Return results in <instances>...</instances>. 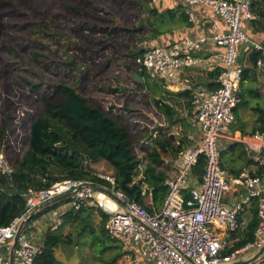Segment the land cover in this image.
Instances as JSON below:
<instances>
[{
	"label": "trees",
	"instance_id": "1",
	"mask_svg": "<svg viewBox=\"0 0 264 264\" xmlns=\"http://www.w3.org/2000/svg\"><path fill=\"white\" fill-rule=\"evenodd\" d=\"M262 1L251 0L255 19L250 25L255 30L256 24L264 23ZM148 3L149 0H0V84L3 87L0 90V152L4 150L8 120L17 108L12 102L16 92L27 98L35 94L42 109L31 123L27 152L22 159H16L10 173L0 172L1 226H7L23 212V193L27 189L45 188L64 178L99 181L97 166H102L103 173L113 175L120 187L126 179V185L134 190L133 194L128 193L130 198L151 212L163 202L168 193L165 180L171 175L167 167L188 145L187 136L178 138L159 128L150 143H146L153 132L141 123L144 118L136 116L135 111L147 110L153 104L166 119L173 120L178 117L177 102L171 103L163 96L182 99L189 107L191 92L165 89L160 97L145 93L146 73L139 70L135 59L143 51L140 43L149 37L143 15L155 9H145ZM126 14L132 17L130 26ZM7 30L11 38L2 37ZM156 33L160 30L152 27L150 36ZM259 56V51L250 50L249 66L242 68L238 106L251 104L257 113L249 132L243 129V124L233 125L243 135L264 132V102L255 67ZM125 64L142 76L143 81L138 82L124 72ZM119 69L125 79H116L113 85L105 76L106 71ZM218 73L216 70L210 76L217 78ZM120 80H129L135 87L129 89ZM155 85L163 87L158 82ZM105 88L111 94L129 89L134 95H143L140 99L127 97L121 105L106 107L90 96ZM243 163L249 165L253 160L247 158L240 142L229 144L219 154L220 166L231 175H237ZM204 167L201 155L191 168V177L200 178ZM58 169L63 172L56 174ZM256 172L261 174L260 169ZM143 185L152 190V205L148 195H140ZM190 190L191 186L181 189L185 199L189 198ZM66 201L63 198L40 206L28 222ZM257 210L256 199L244 206L239 220L245 215L248 220H244L242 229L230 233L238 236L230 250L253 239ZM106 219L107 214L97 207L66 211L61 224L57 228L48 227L44 233L42 251L32 264H58L56 249L73 242L80 249L82 245L94 249L91 262L83 256L77 264H117L125 254L124 246L107 235ZM67 225L76 231V241L62 233Z\"/></svg>",
	"mask_w": 264,
	"mask_h": 264
},
{
	"label": "built area",
	"instance_id": "2",
	"mask_svg": "<svg viewBox=\"0 0 264 264\" xmlns=\"http://www.w3.org/2000/svg\"><path fill=\"white\" fill-rule=\"evenodd\" d=\"M181 4L189 21L194 22L192 7H210L217 20L212 21L211 32L199 37H183L176 41L142 46V53L135 59L139 70L149 77L171 84L185 69L209 64V59L198 55L206 45L222 47L215 54L222 67L216 78L217 86L191 88L190 114L200 129V141L194 147L180 152L176 165L180 169L166 178L168 193L160 210H148L131 199L120 187L115 177L96 172L99 181L64 178L41 189L29 188L23 212L7 226L0 225V264H32L42 251V240L33 239L25 230L31 214L62 195L67 201L51 209L50 227L57 228L62 222V212L57 209L66 205V211L82 207H97L107 214L104 228L109 237L134 247L129 254V264H230L245 260L264 246V184L260 174L245 166L237 175H231L219 164L220 136L235 121V109L241 101L239 90L242 66L238 64L241 47L246 54L254 49L260 52L255 62L258 77H264V44L248 33V24L255 19L251 0H172ZM158 0H149L155 5ZM220 20L224 29L220 28ZM256 141H264V132L250 135ZM247 149V146H246ZM205 167L198 187H191L185 199L181 189L191 186V168L200 156ZM253 163L263 164L259 152L251 156ZM0 172L8 174L11 167L0 152ZM237 190V199L225 202V193ZM140 195L149 197L152 190L143 185ZM257 200V226L254 237L245 244L230 250L233 243L227 235L242 229L245 221L239 220L244 205ZM23 227L19 230L21 223ZM124 249H128L124 246ZM130 251V250H128ZM131 253V252H130ZM254 260L249 264H254Z\"/></svg>",
	"mask_w": 264,
	"mask_h": 264
},
{
	"label": "crops",
	"instance_id": "3",
	"mask_svg": "<svg viewBox=\"0 0 264 264\" xmlns=\"http://www.w3.org/2000/svg\"><path fill=\"white\" fill-rule=\"evenodd\" d=\"M147 9L153 8L155 11L153 13H147L144 16V20L146 21L145 25L148 26V34L149 37L145 39L142 43H144L145 46L149 44H157V45H163L167 44L173 41H176L183 37H199L200 35L204 33L211 32L210 25L212 21L217 20V16L214 14L213 10L208 6L203 5H195L192 7L195 21L191 22L188 19L187 14L183 10V6L181 4H175L172 0H158V2L155 5L148 6ZM163 13H167L169 20L173 23V26L170 28L163 29L160 26H158L157 22H154V19H157L156 16H163ZM152 17H155L152 19ZM147 18V19H146ZM220 24V28L224 29L223 23L218 20ZM157 28L160 30V33H156L155 35H151V28ZM256 30L253 28V26L248 24V33L249 35L261 43L264 44V23L262 25L256 24L254 26ZM255 31H254V30ZM143 45V46H144ZM245 48V47H244ZM222 47H213L211 45H206V49L203 51H199L197 54L203 57H206L209 59V64H205L204 66H196L192 68H187L183 70L177 78L171 83L168 84L165 81L159 83L158 80L156 81L159 84H162L163 88L172 92H178L183 90H190L191 88L196 86H205L208 88H215L217 86L216 78H213L210 76V73H214L216 70H220L222 67L221 62L218 60V57L215 56L217 52L222 51ZM246 53V52H245ZM259 84H263L264 87V77H258ZM174 100L178 103H176V109L178 112L181 111V106L184 108V114L182 118H180L179 122L181 121L184 128L182 129V137L187 136V143L188 145L184 148H191L198 144L200 141V135L201 131L200 129L193 123L191 114H190V105L189 107H184L185 101L182 99H175ZM237 109V108H236ZM248 109V108H247ZM245 108L239 113L235 111V122L231 123L225 132L221 133L220 136V152L223 151L229 144H232L233 142H240L243 145V149L246 151L247 158H251V156L255 155L259 152L260 156L264 159V141H256L253 138H251V134H245L243 135L241 133V130H235L233 125H242L243 129L245 131H250L253 126L254 117L253 115H248L247 112L243 114V111ZM181 114V113H180ZM247 146V149H246ZM237 151H235L233 154H236ZM176 162V161H175ZM176 164V163H175ZM249 167L251 170H259L261 171V177L263 179L264 184V161L263 164L257 165L255 163H250L247 165L246 163L241 164V167ZM176 169V168H175ZM177 170V169H176ZM171 175H174L176 172L171 171ZM193 177V176H192ZM194 178V177H193ZM201 181L200 178H195L192 182L190 180L191 187H198L199 183ZM240 192L237 190H232L225 193V197L228 199V202L232 203L235 201L238 197ZM245 206V205H244ZM246 206H249V203L246 204ZM58 212L65 213L66 212V205L60 206L57 209ZM52 214L50 212H45L38 216L37 218L31 220L26 224L28 234L34 239L42 240L44 233L50 227V223L52 221ZM245 220H248V216L245 215ZM227 239H229L233 244L238 240V236L234 235L231 236V234L227 235ZM125 245L128 249H124L125 251V259L127 258L129 261V254H132L134 251V247L130 241H126ZM123 243V246H125ZM130 250V251H128ZM131 252V253H130ZM56 253V252H55ZM254 264H264V256L261 257L258 261H256Z\"/></svg>",
	"mask_w": 264,
	"mask_h": 264
},
{
	"label": "rangeland",
	"instance_id": "4",
	"mask_svg": "<svg viewBox=\"0 0 264 264\" xmlns=\"http://www.w3.org/2000/svg\"><path fill=\"white\" fill-rule=\"evenodd\" d=\"M260 1V0H259ZM47 2L45 3V5ZM261 5L264 6V0L261 2ZM145 5V9H147ZM150 6V5H148ZM148 11L144 13L147 14ZM163 16H156L157 19H154L155 17H152L154 19V22L158 23V26H160L163 29L170 28L173 26V23L169 20L167 13H163ZM126 21L128 22L130 26V22L132 21V17L129 14L125 15ZM147 19V18H146ZM138 21L136 22V24ZM3 38H11V32L5 31L3 32ZM141 47L144 45V43H140ZM245 48L242 46L238 55V64L242 67L249 66L248 61V53H245ZM132 71H134L132 69ZM124 72L128 73L126 69H124ZM129 75H132V72L128 73ZM105 76L108 77V80L115 85L117 82L116 79H125L123 73L121 70H112L106 71ZM129 79V78H128ZM145 82H146V89L145 93L148 95H151L152 97H160L161 94L165 91L163 87H157L155 85L156 79L151 78L145 74ZM122 84H126L129 89L134 88L135 84L129 80H120ZM259 83V82H258ZM129 89L120 90L117 94H111L108 93L106 88L102 90L99 93L91 94L90 96L95 97V99H98L102 102V104L106 107H115L117 105H121L123 103L124 98L127 97H133L134 99H140L142 97V93H136V95L133 94V91H130ZM258 89L260 93H262V101L264 102V87L263 84H260L258 86ZM0 90L3 91V87L0 84ZM16 92V91H15ZM89 95V94H88ZM166 99H168L171 103H174L175 100L172 96H168L165 94ZM35 100V101H34ZM37 97L35 94H31V97L27 98L25 95L20 94L19 92H16V95L12 97L13 104L16 105L15 112L11 116V118L8 120L7 124V137L3 145V154L7 157V161L12 167L16 163V159H22L25 153L28 150V144H29V136H30V126L33 120L41 113L42 109L38 102L36 101ZM31 102V103H30ZM253 103V102H252ZM184 107H187L186 102L184 103ZM243 114L245 112L248 113V115H253L255 117L257 113H254V110L252 109V105H240L237 106V113L241 112L243 109ZM248 108V109H247ZM184 108L181 106V111L178 112V117L174 118L173 120L166 119L162 113L155 108L153 104L149 105L148 109H140L139 111H135V115L139 116L140 118H144V120H141V123L143 125H148L151 128V131L153 132V136L150 139L146 140V143H150V141L153 139L154 135L157 133V130L159 128H163L164 132L167 134H173L176 137L180 138L182 137V129L184 126H181L182 122L180 118L184 117ZM181 113V114H180ZM181 124V125H180ZM182 127V129H181ZM224 159L227 161L228 156L227 154L224 155ZM85 160V158H84ZM176 158L169 164L170 166L167 167L170 170V172L173 170V172H177L180 169L175 164ZM85 162V161H84ZM97 166V165H96ZM95 167V166H94ZM177 170H176V169ZM97 172L103 173L102 166H97ZM59 169L55 171L56 174H61ZM172 173V172H171ZM196 177H191L190 180L193 182ZM190 185V184H189ZM225 202H228V199L225 197L223 199ZM163 202L159 203L156 210H160L162 207ZM245 220V219H244ZM246 221V220H245ZM28 226H25V230H27ZM63 234L69 235L71 237H74V240L76 241V231H74L73 227L70 225H67L61 230ZM28 232V231H27ZM93 248H90L88 245H82V248L80 249L79 245L76 246V244L73 242L71 245H61L56 249V256L58 258V264H77L78 261L83 256H87V259L89 262H91L92 259V252ZM126 254V253H125ZM124 254V255H125ZM124 255L118 259L117 264H129L127 261L128 259L124 257Z\"/></svg>",
	"mask_w": 264,
	"mask_h": 264
},
{
	"label": "water",
	"instance_id": "5",
	"mask_svg": "<svg viewBox=\"0 0 264 264\" xmlns=\"http://www.w3.org/2000/svg\"><path fill=\"white\" fill-rule=\"evenodd\" d=\"M124 68L126 69V71H127L128 73H129V72H132V77H133L136 81H138V82H142V81H143V77L140 76L138 73L132 71V67H131L129 64H125V65H124ZM158 82L161 83L160 80H158ZM121 187H122V189H124L125 191H127L130 195L133 194V192H134V190H133L132 188H130V187H128V186L126 185V179H123V180L121 181ZM67 196H68V195H62V196L56 198L55 200H53V201H51V202H49V203L56 202V201H58V200H61V199H63V198H66ZM23 224H24L23 222L20 224L18 232H19V231L21 230V228L23 227ZM263 254H264V246H263L259 251H257L254 255H252L251 257H249V258H247V259H245V260H241V261L234 262V263H230V264H249V263L253 262L254 260H256L257 258H259V257H260L261 255H263Z\"/></svg>",
	"mask_w": 264,
	"mask_h": 264
}]
</instances>
